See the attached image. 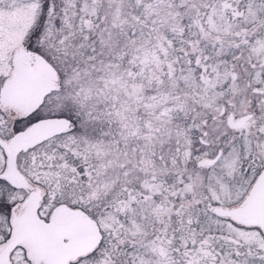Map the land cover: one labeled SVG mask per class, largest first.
<instances>
[{"label": "snow or ice", "instance_id": "6c2138e0", "mask_svg": "<svg viewBox=\"0 0 264 264\" xmlns=\"http://www.w3.org/2000/svg\"><path fill=\"white\" fill-rule=\"evenodd\" d=\"M0 264H264V0H0Z\"/></svg>", "mask_w": 264, "mask_h": 264}]
</instances>
